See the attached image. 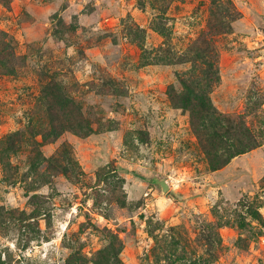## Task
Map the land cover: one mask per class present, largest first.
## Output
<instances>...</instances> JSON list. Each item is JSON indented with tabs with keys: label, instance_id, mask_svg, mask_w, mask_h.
I'll return each instance as SVG.
<instances>
[{
	"label": "rangeland",
	"instance_id": "1",
	"mask_svg": "<svg viewBox=\"0 0 264 264\" xmlns=\"http://www.w3.org/2000/svg\"><path fill=\"white\" fill-rule=\"evenodd\" d=\"M1 32L0 264H264V135L211 169L170 99L210 62L264 132V0H0Z\"/></svg>",
	"mask_w": 264,
	"mask_h": 264
},
{
	"label": "trees",
	"instance_id": "2",
	"mask_svg": "<svg viewBox=\"0 0 264 264\" xmlns=\"http://www.w3.org/2000/svg\"><path fill=\"white\" fill-rule=\"evenodd\" d=\"M219 23L222 24L221 22ZM212 27H217V25H213ZM160 33H163V31H160ZM5 35L6 34L3 32L0 34L4 50L7 49L5 39H2V37L5 38ZM208 54L209 53H206L205 51L196 49L193 53V60H191L193 61L192 65L194 66L195 61ZM210 67H212V64L207 62V69L202 71L200 78L193 77L190 71H188L187 78L181 80L183 92L180 94H172V92H170V99L175 107L188 112L194 133L197 138H201L204 142L202 146L205 155L207 156L206 158L208 159L210 168L217 169L226 164L232 157L258 146L259 143L255 142L256 138L254 137H256V135L263 136L264 132L253 134V132L249 129L242 128L241 123L238 125L237 132L235 133L225 130L227 127H224L223 124L231 126L232 122L229 118L221 114L210 102L209 83L211 81V77L207 74ZM50 93L51 92H49L48 89L44 91L46 96L50 95ZM61 105L62 106H60L58 112H62V114H58L56 118V125L52 126L49 131L41 130L39 132L43 141L49 139L50 137L56 138L66 130L79 133V129L85 127L83 125L81 115L78 116L79 113L77 115L79 118H72V112L67 109L68 105H65V103H62ZM220 123L221 127L219 128ZM48 159L49 161L53 160V158ZM63 171L66 170L64 169Z\"/></svg>",
	"mask_w": 264,
	"mask_h": 264
},
{
	"label": "water",
	"instance_id": "3",
	"mask_svg": "<svg viewBox=\"0 0 264 264\" xmlns=\"http://www.w3.org/2000/svg\"><path fill=\"white\" fill-rule=\"evenodd\" d=\"M160 184H161V186H162V189H163V190H166V188H167L166 183L163 182V181H160Z\"/></svg>",
	"mask_w": 264,
	"mask_h": 264
}]
</instances>
